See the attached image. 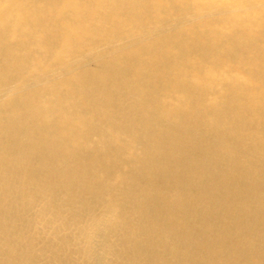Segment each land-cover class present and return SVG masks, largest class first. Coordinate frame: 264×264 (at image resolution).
Segmentation results:
<instances>
[{
    "label": "bare ground",
    "instance_id": "6f19581e",
    "mask_svg": "<svg viewBox=\"0 0 264 264\" xmlns=\"http://www.w3.org/2000/svg\"><path fill=\"white\" fill-rule=\"evenodd\" d=\"M0 264H264V0H0Z\"/></svg>",
    "mask_w": 264,
    "mask_h": 264
}]
</instances>
